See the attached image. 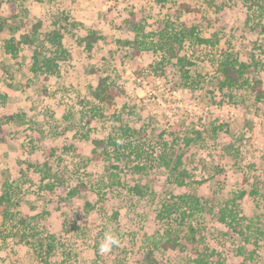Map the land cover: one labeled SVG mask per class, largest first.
<instances>
[{"label": "rangeland", "instance_id": "rangeland-1", "mask_svg": "<svg viewBox=\"0 0 264 264\" xmlns=\"http://www.w3.org/2000/svg\"><path fill=\"white\" fill-rule=\"evenodd\" d=\"M1 1L0 119L10 133L0 145V194L6 182L12 185L21 198V213L34 217L44 235L54 234L59 246L50 259L39 254L26 239L10 235L0 213V264H141L162 234L163 223L156 217L160 204L192 186L173 182L160 159L164 150L184 154L183 167L203 181L196 185L199 191L215 195L217 208L238 192L251 190L257 178L264 184V100L257 101L250 88L228 92L217 85L218 60L232 51L250 64L248 78L261 80L264 89V7L252 0H177L199 8L188 13L178 4L157 0H14L20 17L29 21L17 29L20 19L11 17L8 0ZM130 14L145 32H159L171 19L176 26L181 21L195 25L202 36L218 43L193 47L187 42L183 54L193 64L185 68L176 59L163 60L160 50L135 57L124 43L136 36L127 20ZM63 15L68 17L64 43L70 53L60 63V73L50 83L33 74L29 49L20 50L21 68H10L19 60L8 55L5 44L21 38L34 23L41 21L46 30ZM91 29L101 39L89 57L82 37ZM106 75L126 92L112 106L94 98L99 77ZM12 114H24L26 123L7 120ZM119 120L134 131L122 136ZM213 125L224 126L215 137ZM195 130L203 140L187 145L184 138H193ZM109 137H118L120 150L110 146L108 160L94 159L92 138ZM229 143L234 155L227 153ZM50 148L56 150L54 156L48 155ZM137 164L146 167L137 171ZM47 169L51 178H64L68 188L49 192L44 184L54 179L41 181V171ZM111 171L118 174L119 185L111 183ZM136 182L146 186L142 197L130 189ZM75 187L78 193L68 196ZM245 216L264 229V208L249 195L240 201V218ZM197 218L217 252V264H243L241 247L256 252L255 264H264V238L257 246L249 244L235 225L209 213ZM239 224L245 229L246 219ZM105 232L118 235L120 244L101 254ZM155 250L164 264H192L187 252Z\"/></svg>", "mask_w": 264, "mask_h": 264}, {"label": "trees", "instance_id": "trees-1", "mask_svg": "<svg viewBox=\"0 0 264 264\" xmlns=\"http://www.w3.org/2000/svg\"><path fill=\"white\" fill-rule=\"evenodd\" d=\"M162 5L170 4L174 7L178 4L177 0H157ZM252 2L260 7H264L260 0H252ZM0 0V5H1ZM10 8L12 10L11 17L20 19V26L25 27L28 25V20L20 17L18 13V5L10 1ZM179 9L182 12H196L198 7L190 3H179ZM251 6V7H254ZM173 9V8H172ZM177 12V9L174 11ZM132 13V12H131ZM57 23L54 22L53 26L42 30L43 24L41 21L34 23L32 28L23 33L21 38H11L5 45L7 53L15 60L20 58V50L25 47L32 49V67L31 70L34 74H40L48 81L52 76L60 73V63L66 61L69 57V51L65 46L64 39L67 31L68 17L60 16ZM179 19V18H178ZM131 24L132 30L135 31V38L133 40H126L124 43L130 46L129 53L132 56H139L144 51L154 50L163 51L165 57L163 60L176 59L177 63L185 68L188 65H192L193 62L189 59L187 54H183L186 47V43L189 42L193 47L211 45L215 46L218 43V39L205 38L202 36L198 28L195 25L187 24L186 22L177 23L166 20L165 28L159 32H145L144 25L140 24L135 18L134 14H130L127 19ZM67 23H62L66 22ZM174 21V20H173ZM158 25V24H157ZM14 26V25H13ZM160 26V24H159ZM0 31H2V24L0 25ZM157 36V40H154L153 36ZM101 36L95 30L91 29L82 37V43L84 45V52L87 56H91L95 45L100 41ZM154 68L155 66H151ZM250 64L241 60L239 55L232 51H225L221 58L218 60L217 72H218V88L221 91L228 90V92L234 89H253L255 90V99L259 102L264 100V89L262 87V81H251L248 78V72L250 71ZM156 69V68H155ZM162 70V67H161ZM184 75L187 78L189 76V70H184ZM108 75L99 77L98 84L95 88L94 98L96 101L112 106L115 100L125 95V91L120 86L116 85L113 81H109ZM9 121H15L19 123L25 122V115L12 114L6 118ZM119 130L122 136L129 135L132 131L130 126L123 124L119 120ZM223 125H213V137L217 136L219 131L223 130ZM10 131L3 125V120L0 119V145L7 141ZM195 136L185 137L186 144H190L193 140H203L202 132L195 130ZM85 137V136H84ZM88 136H86L87 138ZM118 137H109L108 139L92 138L94 148L93 158L108 160L110 158L109 147L115 146L117 149L120 144L117 141ZM226 150L229 155H234L235 147L232 143L226 145ZM166 149V148H165ZM234 149V150H233ZM120 150V149H119ZM49 156H54L56 150L50 148L47 150ZM237 152L238 149L236 150ZM236 155V154H235ZM184 154L180 153L177 156L170 155L166 150L161 154V161L163 165L170 171L173 182L177 186H186L192 184L191 189L188 192L180 195H171L170 198L163 201L160 204V208L157 212V221L163 223L162 234L160 237L153 240V248L149 247L141 261V264H164L163 260H160L156 255V250H181L187 252L190 256H193L190 260L192 264H217L214 260V256L217 255L216 250L210 247L208 238L204 233V227L198 222V215L209 213L216 220L228 224L230 226L237 227V231L241 234L246 242L249 244H255L256 246L260 242V238H264V229H260L255 226L253 218H240V201L244 199L246 195H249L259 208H264V184L257 178L253 182L251 190H242L235 194V196L227 200L224 204L215 205V195L206 196L204 192L199 191L196 185H200L203 181L195 180L193 172L188 168L183 167ZM48 165V162H45ZM29 167H35L34 164H29ZM146 166L137 164L135 169L142 171ZM41 181L48 179H54L55 182H47L44 187L49 192L55 193L58 189L68 188L66 180L56 174L51 178L50 169L41 171ZM109 179L113 185H119L121 180L116 172L111 171L109 173ZM246 182L249 180L245 178ZM61 183V184H60ZM83 185V184H82ZM85 187V185H83ZM131 191L135 195L140 197L146 193V186L143 183L136 182L130 187ZM78 193V188H70L68 196L73 197ZM63 199V196L62 198ZM67 199V198H64ZM21 205V198L15 188L9 183H5L0 194V213L3 216V226L9 228L11 236H20L21 239H26L28 243L34 247L35 251L40 254H45L49 259L52 258L58 251V243L54 234L44 235L36 222L33 221L34 217L28 214H22L19 207ZM90 206L91 204H87ZM263 214H259L261 217ZM246 219V228H242L239 224L241 220ZM237 225V226H236ZM255 232H251L252 229ZM161 231V229H160ZM253 237V239L251 238ZM238 253L244 257L243 264H255V251H249L246 247H241ZM98 254V252H97ZM64 255L69 256L64 253Z\"/></svg>", "mask_w": 264, "mask_h": 264}, {"label": "clouds", "instance_id": "clouds-1", "mask_svg": "<svg viewBox=\"0 0 264 264\" xmlns=\"http://www.w3.org/2000/svg\"><path fill=\"white\" fill-rule=\"evenodd\" d=\"M120 240L118 235H115L111 232H105L103 241L99 245V252L101 254L108 253L112 250L113 247H118Z\"/></svg>", "mask_w": 264, "mask_h": 264}, {"label": "crops", "instance_id": "crops-1", "mask_svg": "<svg viewBox=\"0 0 264 264\" xmlns=\"http://www.w3.org/2000/svg\"><path fill=\"white\" fill-rule=\"evenodd\" d=\"M10 1H13V2H15L14 0H8V2H7V4H8V6H9V8H10ZM2 2V1H1ZM16 4H18L17 2H15ZM2 5H3V2H2V4H1V7H2ZM0 7V8H1ZM11 9V8H10ZM12 11V10H11ZM14 19H19V18H14ZM86 21V20H85ZM24 49V51L23 52H25V50L26 49H29L30 51H31V53H32V55H33V52H32V49L31 48H29V47H25V48H23ZM22 53V52H21ZM9 55V54H8ZM32 55H31V63H32ZM20 59V58H19ZM18 59V60H19ZM22 64H21V62H20V60H19V62H17L15 65H14V67H10V68H15V67H20ZM32 67V66H31ZM21 68V67H20ZM34 74V73H33ZM44 78V77H43ZM52 79H53V76L51 77ZM51 78L48 80L49 81V83L51 82ZM98 84V83H97ZM24 115V114H23Z\"/></svg>", "mask_w": 264, "mask_h": 264}]
</instances>
